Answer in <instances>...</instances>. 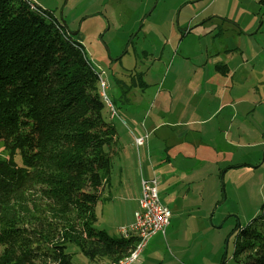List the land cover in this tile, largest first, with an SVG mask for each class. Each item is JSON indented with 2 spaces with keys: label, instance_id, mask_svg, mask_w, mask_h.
<instances>
[{
  "label": "rangeland",
  "instance_id": "obj_1",
  "mask_svg": "<svg viewBox=\"0 0 264 264\" xmlns=\"http://www.w3.org/2000/svg\"><path fill=\"white\" fill-rule=\"evenodd\" d=\"M26 2L52 13L66 24L70 32L77 33L73 38L82 45L83 55L105 80L108 96L119 92L114 78L127 81L132 69L141 73L146 65H152L143 79L148 84L147 89L143 94L134 90V105L137 108L147 110L148 104L154 103L157 93L159 98L154 111L169 112L171 102L175 107L184 106V112L180 107L181 115L176 116L174 122L196 124L199 120L209 125L217 123L221 133L215 140L203 133L202 155L206 156L205 162L210 160L216 169L230 167L223 176V193L219 177L215 180L220 189L216 200L221 201L223 195L224 202L201 207L205 221H200V226L183 224L182 216L187 213L185 209L182 215H172L170 208H175L174 203L169 204L171 225L162 241L165 254L170 257L168 264H220L224 255V264H234L231 257L238 237L236 225L246 227L257 219L264 204V12L259 0ZM32 10H35L33 6ZM147 53L150 54L148 57ZM215 64L225 65L229 76H218ZM208 66L212 67L210 79L203 73ZM213 78H217V83L213 82ZM163 81L164 91L158 92V86ZM215 84L218 96L226 88L224 103L231 105L228 108L224 107L222 100L214 99L211 106L207 103L211 101L209 97L215 91ZM221 108V114L215 112ZM154 111L151 117L156 119ZM107 115L103 113L105 120L112 122L108 110ZM231 115L235 116L228 121ZM122 118L114 120H122L119 132L124 130V141L129 142L132 148L128 155L126 146L125 149L116 147L119 156L126 150L128 163L123 154L121 160L113 164L112 189L103 192V197L98 200L97 223L94 225L96 230H103L114 237L119 236L118 229L129 228L133 224V212L138 210L140 195V190L136 192V185L131 180L133 178L126 179L128 174L131 175L128 167L139 174L138 154L132 139L135 128L140 130L136 124L142 119L126 114ZM238 129L240 137L236 136ZM233 136L235 139H232ZM212 147L218 148V151L215 150L217 155L212 153ZM141 158L144 178L155 177L159 182L160 171L151 169L156 168L158 160L152 154L149 163L143 158L142 151ZM120 180L122 188H117ZM206 190V181H203L200 190H197L199 199H207ZM159 200L162 203L163 196ZM75 250L72 246L68 247L69 253ZM78 253L73 257V264H89ZM106 262L101 260L90 264ZM151 263L158 264L157 261Z\"/></svg>",
  "mask_w": 264,
  "mask_h": 264
},
{
  "label": "trees",
  "instance_id": "obj_2",
  "mask_svg": "<svg viewBox=\"0 0 264 264\" xmlns=\"http://www.w3.org/2000/svg\"><path fill=\"white\" fill-rule=\"evenodd\" d=\"M33 7L0 0V264H73L78 252L89 264L117 262L137 237L94 228L118 135L103 116L101 77L66 25ZM130 73L114 78L117 107L147 87L142 73ZM231 260L264 264V204L238 229Z\"/></svg>",
  "mask_w": 264,
  "mask_h": 264
},
{
  "label": "crops",
  "instance_id": "obj_3",
  "mask_svg": "<svg viewBox=\"0 0 264 264\" xmlns=\"http://www.w3.org/2000/svg\"><path fill=\"white\" fill-rule=\"evenodd\" d=\"M172 48L174 49V47ZM172 48L170 50H172ZM162 53H163V48L159 50V58L161 57ZM215 65H214L216 69L215 72L218 76H221L219 74H222V72L225 75L229 76V74H227L228 70L225 65L218 64L219 66L225 67L226 71L223 70L222 72H220L216 67L217 65L216 66ZM151 66L152 65L150 66L146 65V68L141 72L143 74V79L147 76L148 70ZM203 73L207 75V77L212 76V67L208 66V68H206ZM217 78L216 79L213 78L212 79L213 82L217 83ZM144 83L148 87L146 81H144ZM186 84L187 82L185 83V86ZM216 85L217 84H215L214 93H212L211 96L209 97L211 98V101L210 102L208 101L207 103L209 104V106H211L214 102V99H216V101L222 100L224 107L228 108L231 105L228 103H224V99L226 97V92H227L226 88L225 90L223 88L221 95L218 96L216 95ZM164 86H165V81L159 84L158 92L164 91L163 90ZM146 89L144 90L142 89V91L139 90V92L143 94V92ZM134 90H138V89H132L131 91L133 92L130 91L129 94L126 96L128 102L125 103V105L121 107L119 106L117 108L118 116L121 119H123L122 116L124 117L125 114L129 115L131 118L140 117V119H142L141 122H138L136 124V126L140 127V130L134 127L136 132H134L133 136L147 132L148 139L145 147L139 149L136 148L137 150L136 153L138 154V160H139L138 162L139 174L138 173L136 174V171H134L132 167H128L127 171L131 173L132 177L131 175L128 174L126 181H129V179L133 178L131 180H133L134 184L136 185L135 186L136 192L138 189L140 190L139 183L141 179H145L141 171V159H142L141 151L143 152V158L146 159V161H148L149 163H151L150 159L153 154L155 158L158 160V164L156 165V168L151 167V169L153 171H160V176H159L160 180L158 182V194L160 193V196H163L164 200L162 201V204L170 208L168 205L174 203L175 208L172 209L170 208L172 215L173 214L179 215L177 213H180L182 215L184 209H185V213L186 212L197 213V214L186 213L185 215L182 216V222L185 221V223L183 224H189V225L194 224L195 226H200V221L202 222L205 221V217L202 214L201 207H204V205L210 207L212 203L216 204V202L214 201L216 200L218 193L220 194V189H218L215 180L219 176L218 175L219 171L224 169L221 167H218L216 169V166H213L210 160L205 162L206 156L202 155V147H204L203 133L206 135V137L207 136L212 137L211 139L215 140L221 133L220 132L221 130L219 129V127H216L217 123L216 125L215 124L209 125L208 122L203 121L202 123L199 122V120L198 122H195L196 124H193L192 122H188V121L179 122V123L174 122L173 120H175L176 116L181 115L179 113L180 107L183 109L184 112V106L178 105L179 108L177 106L175 107L174 105L172 106L173 102H171V108L169 112L162 110L154 111L159 98V94L157 93L154 95V103L153 101L150 103L148 102L149 104L147 110L143 111L142 108L139 109L136 107V105H134L135 102V94H133ZM167 92L169 93V96L173 98L174 95L171 92H169V90ZM117 95H119V92L115 96ZM171 101H173V99H171ZM127 110H131V112H128ZM152 111L156 113V119H153L151 117ZM218 111L219 114H221L223 112V108H221L220 110L219 109L215 110V112ZM197 114L198 113L196 110L195 115L197 116ZM234 116L235 115H231V117L228 118V121H231ZM186 119L188 118H184V120ZM112 122L118 133L117 141L115 145V151H114V158H113V164H114L115 162H119L121 160L123 154H125V156L127 155L126 150H124L123 154L119 156L116 147H118V149L119 147L125 149L124 146H126L128 155L130 154L132 147L129 145V142L124 141L123 138L124 130H121V132H119L118 128L122 126L121 125L122 120L116 119L115 122V120L113 119ZM236 136L240 137V129L237 130ZM232 139H235L234 136L232 137ZM211 150L214 155L215 154L217 155L216 151H218V148L212 147ZM130 156L132 159L133 155L131 154ZM127 157L128 156H126V158ZM126 161L128 163V158L126 159ZM203 181H206V189H207L206 190L207 199H204V201L203 199H199L198 196L199 193L197 192V190H200L201 183ZM116 187L122 188L121 180L118 183V185H116ZM111 189H112V183H111ZM202 192H204V189L202 190ZM195 194L197 195L194 196ZM179 204L181 205V207H179ZM170 225L166 229V231H168ZM165 237H166V232L164 235H156L152 237L148 245L141 253L139 260L135 264H152L151 261H157L158 264H168L167 261L170 262L169 260L170 257L165 254L166 250L163 247V241H162L165 239Z\"/></svg>",
  "mask_w": 264,
  "mask_h": 264
},
{
  "label": "built area",
  "instance_id": "obj_4",
  "mask_svg": "<svg viewBox=\"0 0 264 264\" xmlns=\"http://www.w3.org/2000/svg\"><path fill=\"white\" fill-rule=\"evenodd\" d=\"M26 2V0H24ZM28 3V2H26ZM29 4V3H28ZM31 8L33 4H30ZM34 8V7H33ZM107 85L102 78L99 80V95L105 104L106 109L110 112L111 119L118 116L117 108L112 103L111 98L107 95ZM148 134L144 132L134 135V144L137 149L145 147L147 144ZM171 213L164 206L158 195V180L141 179L140 197L138 199V210L134 212V222L129 228L118 229L119 236L128 239L130 236L137 237V244L131 253L117 262H106L103 264H135L147 243L156 235H164L170 225Z\"/></svg>",
  "mask_w": 264,
  "mask_h": 264
},
{
  "label": "water",
  "instance_id": "obj_5",
  "mask_svg": "<svg viewBox=\"0 0 264 264\" xmlns=\"http://www.w3.org/2000/svg\"><path fill=\"white\" fill-rule=\"evenodd\" d=\"M63 24H65V23L63 22ZM65 25H66V24H65ZM66 27H67V26H66ZM69 33H70V36H72V37H75V36L77 35L76 32H70V31H69ZM226 170H227V169L222 170L221 173H220V175H219V182H220V188H221L222 193H223V176H224V173L226 172ZM223 197H224V196H223ZM223 202H224V198H222V200L219 201L218 204H221V203H223ZM238 228H239V226L237 225L236 230H238ZM224 263H225V255H224V257L222 258L220 264H224Z\"/></svg>",
  "mask_w": 264,
  "mask_h": 264
},
{
  "label": "flooded vegetation",
  "instance_id": "obj_6",
  "mask_svg": "<svg viewBox=\"0 0 264 264\" xmlns=\"http://www.w3.org/2000/svg\"><path fill=\"white\" fill-rule=\"evenodd\" d=\"M60 22H63V21H60ZM143 52H145V51H143ZM143 52H142V53H143ZM148 56H149V53L146 54V57H148ZM216 67H217V69H218L220 72H222L223 70L226 71L225 67H223V66H219V65H217ZM222 74L225 75L223 72H222ZM115 107L118 108L117 106H115ZM227 170H228V169H227ZM227 170H226V171H227ZM217 205H218V204H217ZM236 226H237V225H236ZM239 228H240V226H239ZM239 228H238V229H239Z\"/></svg>",
  "mask_w": 264,
  "mask_h": 264
}]
</instances>
